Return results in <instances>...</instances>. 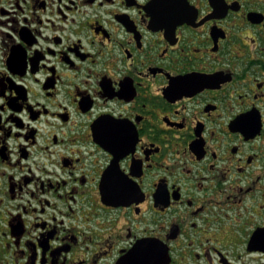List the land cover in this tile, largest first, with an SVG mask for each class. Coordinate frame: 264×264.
Instances as JSON below:
<instances>
[{
	"label": "flooded vegetation",
	"instance_id": "flooded-vegetation-1",
	"mask_svg": "<svg viewBox=\"0 0 264 264\" xmlns=\"http://www.w3.org/2000/svg\"><path fill=\"white\" fill-rule=\"evenodd\" d=\"M137 246L264 264V0H0V264Z\"/></svg>",
	"mask_w": 264,
	"mask_h": 264
},
{
	"label": "water",
	"instance_id": "water-1",
	"mask_svg": "<svg viewBox=\"0 0 264 264\" xmlns=\"http://www.w3.org/2000/svg\"><path fill=\"white\" fill-rule=\"evenodd\" d=\"M132 255L139 257V261L137 264H146L145 262H147L148 264H153L152 263V258H153L152 250L147 253L145 248H143L142 246H137L133 249L131 256ZM159 258L163 259V261H155V264H168V258H167L166 252L160 253Z\"/></svg>",
	"mask_w": 264,
	"mask_h": 264
}]
</instances>
